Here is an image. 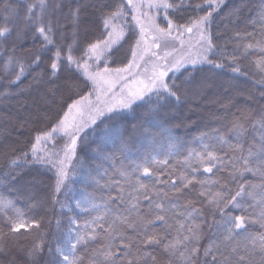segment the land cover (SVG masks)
<instances>
[{
  "label": "snow or ice",
  "instance_id": "1",
  "mask_svg": "<svg viewBox=\"0 0 264 264\" xmlns=\"http://www.w3.org/2000/svg\"><path fill=\"white\" fill-rule=\"evenodd\" d=\"M89 7L92 16L82 20ZM0 18V43H11L0 48V95L11 96L31 74L27 87L44 89L45 103L58 105L38 118L44 124L33 129L30 148L21 156L19 149L5 154L15 158L0 173L3 180L15 184L12 166L22 161L38 174L46 170L51 183L50 198L25 197L28 211L17 207L19 199L0 195V252L23 236L30 238L28 264H38L46 246L48 264H264V107L237 109L230 119L226 107L221 119L228 131L201 133L199 140L210 142L188 150L179 174L153 167L167 168L168 160L152 156L151 140L140 160L123 163L133 141L152 136L146 119L156 123L166 109L199 96L208 87L205 72L251 77L264 97V5L243 28L242 5L230 8L227 0H24L16 8L4 3ZM249 24L258 27L248 32ZM29 33L33 47L17 54L23 47L17 41H27ZM249 56L255 58L245 68L241 61ZM249 127L256 133L251 139ZM108 161L113 172L101 175ZM70 173L84 185L78 199L71 195ZM204 173L210 175L201 178ZM61 196L75 199L85 219L68 217L69 230L53 248L41 231L44 218L29 212L59 205L63 214ZM56 223L59 228L62 215Z\"/></svg>",
  "mask_w": 264,
  "mask_h": 264
},
{
  "label": "trees",
  "instance_id": "2",
  "mask_svg": "<svg viewBox=\"0 0 264 264\" xmlns=\"http://www.w3.org/2000/svg\"><path fill=\"white\" fill-rule=\"evenodd\" d=\"M31 2V0H28ZM53 0H49L52 3ZM89 2V0H86ZM90 2H107V0H90ZM194 2H199V0H194ZM229 7H235L237 5H242L243 7V20L239 25L240 28L244 27L246 21H253L258 18V13L262 5H264V0H227ZM4 3H9L13 8L22 6L24 0H0V9H2ZM75 7V5H73ZM67 11V9H65ZM228 11V8L224 12L220 13L217 17V21L224 16V13ZM93 14V9L91 7L82 14V20L84 17H91ZM24 13H21L23 16ZM62 24L65 23L64 20L60 21ZM13 23H16L21 29L24 25L22 20L15 19ZM70 23V21H68ZM227 24V21H225ZM0 26H4V21L0 18ZM82 28L84 24L82 23ZM223 25L216 31H222ZM229 27H232L229 25ZM254 26L249 24L247 26L248 32L254 31ZM227 36H231L232 32L226 33ZM16 36L13 32L12 36L8 38L11 42ZM224 37L221 38L223 42ZM253 41H243L242 43H250ZM17 44H22L23 47H17V54L26 51L33 47L31 43V34L29 33L27 41L23 38L17 41ZM38 46V45H36ZM11 47V43L5 45L0 43V48ZM229 51H231V45H229ZM259 51L258 49L256 50ZM254 56H249L248 59L242 60L241 65L245 68L248 67V61L254 59ZM206 67V66H205ZM39 71V69H37ZM225 72H228L226 69ZM219 73V70H217ZM203 75L207 76L208 87L204 89L199 96L193 98L190 101H186L177 108L172 110H165L161 113L159 117L156 118V123L152 122L151 117L146 119L145 126L150 128L152 136L141 138L138 141H133L131 150L126 154L127 158L123 159V163L127 165L129 161L140 160L143 155V148L152 141L151 152L152 156L158 158L159 160H168L167 168L163 165H153V167H159L164 171L168 168L177 171L182 170L184 167L183 156L187 155L188 150L194 149L196 151L200 150L201 144H207L209 140H199L201 133H206L210 129H221V132H227L228 129L222 127L223 118L226 115L225 108L231 105L230 110L227 112L229 119L233 113L238 114L237 109H250L258 110L264 107V97L261 96L262 89L260 87H253L252 78H245L244 76H239L237 74H213L205 72ZM3 78V73L0 72V79ZM8 79H12L9 77ZM32 80V75L29 74L27 78H22V83L17 82L16 86L10 89L12 93L8 98H4L0 95V173L9 171V159H14L13 156H8L5 158V154L9 153L11 149H19L16 152V156H21L23 151L31 147L29 142L34 136L35 132L33 129L42 127L44 120L38 119L39 117L52 114L51 109L58 107V105L52 106L45 103L43 97L44 89H37L35 87L29 89L27 86ZM7 83V80L4 81ZM60 83V82H58ZM4 89H0L2 93ZM66 94V93H65ZM59 98V97H58ZM142 111V110H138ZM248 139H251L252 135H255L252 129H248ZM231 139V135H229ZM38 149L43 148V144L37 145ZM247 147V145H245ZM118 155L117 166L119 165L120 158ZM81 159L90 161L91 157H86L84 153H80ZM99 163V161H97ZM14 168L13 175H18L19 179L15 184L9 183L0 177V195L6 197L10 200L19 199L20 203L17 207L23 208L28 211L24 204V199L28 195L35 196L37 198H43L48 196L50 198V191L48 185L51 183L49 180V175L45 174L46 170H38L34 168H29L24 166L21 161V166ZM111 174L113 168L111 161L104 162L100 168V173L103 175L104 170ZM202 172V169H201ZM210 174L204 173L201 178H206ZM120 179L119 177H115ZM141 180L147 183L151 181L141 174ZM248 179H252L251 174H248ZM32 183H28V182ZM70 188L72 189L71 195L75 198H80L81 190L84 189V185L80 178L73 173L69 174ZM103 183V181H101ZM19 189V191H17ZM87 192H93L94 189L89 187L86 189ZM97 196L101 193H96ZM61 200L64 201L66 207L61 214L59 205L56 206L55 211L49 210L47 213L44 211L29 212V216H35L37 219L40 217L44 218V224L41 228L42 232L47 233V239L52 240V247H56V239L62 238L66 235L69 230L68 217H77L81 222L85 217L80 216L79 210L75 209V199H66L61 196ZM98 203H103V201L97 200ZM31 203V201H28ZM73 208L72 211L68 210V206ZM198 206V205H197ZM45 208L51 209V205H45ZM97 213H93L96 215ZM63 218V223L57 227V219ZM206 229V226H205ZM255 229H253L254 231ZM34 235V234H33ZM174 235V233H173ZM240 238L237 237V240ZM204 245L208 243L205 239L202 241ZM30 246V238H25L21 236L18 240H13L8 243L7 251L0 252V264H9V261L15 259L16 264H28L26 259V250ZM98 244H93L90 247H98ZM52 257L49 255L48 247L44 248V254L38 259V264H48ZM167 259L166 257L164 258Z\"/></svg>",
  "mask_w": 264,
  "mask_h": 264
}]
</instances>
